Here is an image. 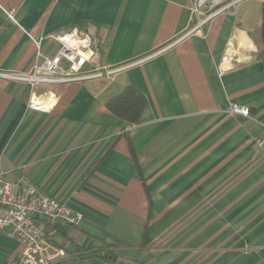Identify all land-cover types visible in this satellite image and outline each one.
<instances>
[{
  "label": "crops",
  "instance_id": "1",
  "mask_svg": "<svg viewBox=\"0 0 264 264\" xmlns=\"http://www.w3.org/2000/svg\"><path fill=\"white\" fill-rule=\"evenodd\" d=\"M195 1L0 0V73H31L36 41L52 58V36L74 29L91 33L95 66H129L35 88L0 77L7 180L82 215L52 229L48 253L64 252L52 264H264L262 0L198 30ZM126 87L146 100L135 124L106 107ZM34 97L51 107L29 108ZM8 233L0 264H17L23 247ZM103 246L116 257L87 256Z\"/></svg>",
  "mask_w": 264,
  "mask_h": 264
},
{
  "label": "built area",
  "instance_id": "2",
  "mask_svg": "<svg viewBox=\"0 0 264 264\" xmlns=\"http://www.w3.org/2000/svg\"><path fill=\"white\" fill-rule=\"evenodd\" d=\"M246 0H196L191 8L192 14L201 17L194 30L201 29L213 18L232 11L238 4ZM12 18V14H10ZM52 39L61 44L58 53L49 58L40 51L43 39L36 41L38 62L27 75L0 73V77L8 80L28 83L35 88L40 85L66 84L90 80H111L129 66H95L94 60L98 48L89 31L74 29L62 35H54ZM227 62L232 56L225 58ZM50 99L34 97L29 108L34 110L49 109ZM229 112L235 116L251 117L247 106L233 105ZM264 149V134L257 142ZM36 218L43 219L47 225L77 226L82 215L56 199L39 193L33 186L23 187L7 180V172L0 164V230H8L9 236L15 238L23 247L17 264H52L64 256L62 250L54 253L47 251V238L55 231L46 233L44 226H39Z\"/></svg>",
  "mask_w": 264,
  "mask_h": 264
},
{
  "label": "trees",
  "instance_id": "3",
  "mask_svg": "<svg viewBox=\"0 0 264 264\" xmlns=\"http://www.w3.org/2000/svg\"><path fill=\"white\" fill-rule=\"evenodd\" d=\"M262 38L264 44V0H262ZM258 60L264 65V48L258 54ZM146 106V100L143 95L136 89L126 87L120 94L113 97L106 103L107 109L117 116L122 121L130 124H135L139 121L140 117ZM43 219L36 218V222L39 226ZM58 226L50 227L44 221V230L49 233L52 229ZM87 256H101L106 259H114L116 257L115 252L110 246H103L101 248L90 247L86 251Z\"/></svg>",
  "mask_w": 264,
  "mask_h": 264
}]
</instances>
